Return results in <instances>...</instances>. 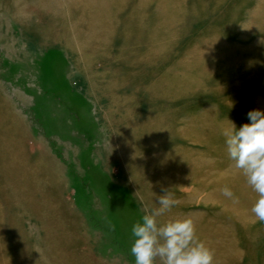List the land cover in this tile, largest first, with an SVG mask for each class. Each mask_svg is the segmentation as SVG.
<instances>
[{
    "label": "rangeland",
    "instance_id": "obj_1",
    "mask_svg": "<svg viewBox=\"0 0 264 264\" xmlns=\"http://www.w3.org/2000/svg\"><path fill=\"white\" fill-rule=\"evenodd\" d=\"M46 1L0 0V264H133L131 225L162 189L178 203L157 222L191 217L213 264H264L257 195L223 136L264 110V1L111 0L93 55L64 43L90 25L84 2Z\"/></svg>",
    "mask_w": 264,
    "mask_h": 264
},
{
    "label": "clouds",
    "instance_id": "obj_2",
    "mask_svg": "<svg viewBox=\"0 0 264 264\" xmlns=\"http://www.w3.org/2000/svg\"><path fill=\"white\" fill-rule=\"evenodd\" d=\"M248 122L223 131L225 150L232 167L239 169L246 183L257 193L251 212L264 222V110L247 112ZM158 195L159 207L147 209L131 225L129 254L133 264H213L212 250L196 235L191 217L170 218L163 223L157 217L178 203L168 189ZM223 196L235 200L231 187L220 188Z\"/></svg>",
    "mask_w": 264,
    "mask_h": 264
},
{
    "label": "bare ground",
    "instance_id": "obj_3",
    "mask_svg": "<svg viewBox=\"0 0 264 264\" xmlns=\"http://www.w3.org/2000/svg\"><path fill=\"white\" fill-rule=\"evenodd\" d=\"M35 1H37V0H35ZM42 1H45V0H40V2H42ZM60 1V0H59ZM66 1V0H65ZM67 1H69V2H76L77 3V1H82V3L84 2V4H85V8H86V10H87V12H89L90 13V15L92 16V19H91V17H90V19H88V20H90L89 22H90V25L88 26V28H87V31L86 32H82L81 30L80 31H77L76 32V30L77 29H75V27H74V29L75 30H73V31H69V30H67L65 33H66V36H65V38H64V43H65V45L68 47V48H70V49H73V50H78V51H85L86 49L89 51V53H90V55H93V54H95L96 52H98V51H100V50H104V48L106 47V46H108L107 44L108 43H106V41H105V39H104V42H103V39H102V43H99V41L97 40V39H100L101 38V34H103L104 32H106L107 30H106V26L108 25L107 24V22H106V26L104 25V27L103 26H101V22L99 21V19H100V17H105V16H109V13L107 12V11H109V5H110V1L111 0H67ZM120 1V0H119ZM142 1V0H141ZM264 1V0H263ZM46 2H48V4H50V5H52L53 7H56L57 6V2H58V0H48V1H46ZM112 2V1H111ZM123 2H125V1H123ZM138 2V1H137ZM161 2H162V0H161ZM160 2V3H161ZM166 2V1H165ZM173 2H174V0H173ZM260 2H262V1H260ZM38 3V2H37ZM36 3V4H37ZM61 3V2H60ZM75 3V4H76ZM135 3V2H134ZM134 3H132V4H134ZM140 3H142V5H143V2H140ZM149 3V2H148ZM264 3V2H263ZM127 4V3H126ZM162 4V3H161ZM164 4V3H163ZM171 4V3H170ZM42 5V4H41ZM47 5V4H46ZM76 5H78V4H76ZM83 5V4H82ZM160 5V4H159ZM159 5H157V6H159ZM166 5V7H167V5H168V3L167 4H165ZM172 5V4H171ZM38 6H40V5H38ZM45 6V5H44ZM43 6V7H44ZM58 6H61L60 4L58 5ZM80 6V5H79ZM134 6V5H133ZM138 6H140V5H138ZM138 6H136V7H138ZM148 6V5H147ZM24 7V6H23ZM144 7V6H143ZM176 7V6H175ZM27 8V7H26ZM39 8V7H38ZM50 8V7H49ZM123 7H121V9H122ZM154 8V7H153ZM39 9H42V8H39ZM134 9V8H133ZM166 9V8H165ZM176 9V8H175ZM18 10V13H20V10L21 9H17ZM23 10V9H22ZM46 10V9H45ZM49 10V9H48ZM80 10V9H79ZM136 10V9H135ZM145 10V9H144ZM161 10V9H160ZM159 10V11H160ZM168 10V9H167ZM179 10V9H178ZM178 10H176L177 12H178ZM16 11V10H15ZM28 11H30V10H28ZM57 11L59 12L60 10H58L57 9ZM57 11H54V12H57ZM78 11V10H77ZM111 11V10H110ZM157 11H158V9H157ZM161 11H164V10H161ZM172 11H174V10H172ZM257 11V10H256ZM46 12H47V10H46ZM57 12V13H58ZM73 12V11H72ZM76 12V11H75ZM85 12V11H84ZM120 12V11H119ZM130 12H131V9H130ZM133 12V11H132ZM149 12H150V10H149ZM17 13V14H18ZM56 13V14H57ZM62 13V12H61ZM77 13V12H76ZM112 13V12H111ZM122 13V12H121ZM153 13V12H152ZM159 14H160V12H158ZM158 13H156V14H158ZM162 13V12H161ZM27 13H25V15H26ZM66 14V13H65ZM80 14H82V12L80 13ZM117 14V13H116ZM123 14V13H122ZM144 14V13H143ZM154 14V13H153ZM159 14H158V16H159ZM176 14V13H175ZM55 15V14H54ZM59 15V14H58ZM70 15V14H69ZM129 15H131L130 13L127 15L128 17H129ZM173 15V14H172ZM179 15V14H178ZM20 16V15H19ZM22 16V15H21ZM77 16V15H76ZM79 16V15H78ZM77 16V17H78ZM119 16V15H118ZM150 16V15H149ZM166 16V15H165ZM23 17V16H22ZM21 17V18H22ZM52 17V16H51ZM54 17V16H53ZM66 17V16H65ZM75 17V16H74ZM81 17H84V15L83 16H81ZM128 17H126V18H128ZM179 17V16H178ZM20 18V19H21ZM89 18V17H88ZM116 18H118V17H116ZM122 18V17H121ZM142 18V17H141ZM168 18V17H167ZM173 18V17H172ZM171 18V19H172ZM177 18V17H176ZM19 19V20H20ZM24 19V18H23ZM83 19V18H82ZM108 19V18H107ZM107 19L105 18V20L107 21ZM129 19V18H128ZM127 19V20H128ZM153 19V18H152ZM26 20V19H25ZM77 20V19H76ZM80 20V19H79ZM79 20H77V21H79ZM136 20H137V18H136ZM140 20V19H139ZM170 20V19H169ZM174 20V19H173ZM178 20V19H177ZM21 21V20H20ZM36 21V20H35ZM57 21V20H56ZM67 21H69V20H67ZM74 21H75V19H74ZM74 21H72V22H74ZM102 21V20H101ZM120 21V20H119ZM135 21V20H134ZM151 21V20H150ZM167 21V20H166ZM165 21V22H166ZM171 21V20H170ZM22 22V21H21ZM70 22H71V19H70ZM128 22V21H127ZM132 22V21H131ZM167 22H169V21H167ZM56 23V22H55ZM74 23H76V22H74ZM111 23V22H110ZM170 23V22H169ZM81 24V23H80ZM86 24V23H85ZM117 24V23H116ZM133 24V23H132ZM142 24V23H141ZM157 24V23H156ZM162 24H163V21H162ZM162 24H160V25H162ZM173 24V23H172ZM59 25V24H58ZM58 25H57V28H58ZM72 25V24H71ZM110 25V24H109ZM112 25V24H111ZM119 25V24H118ZM124 25H125V23H124ZM138 25V24H137ZM43 26V25H42ZM69 26V25H68ZM76 26H78V25H76ZM155 26V25H154ZM171 26V25H170ZM70 27H73V26H70ZM70 27H68V28H70ZM117 27V26H116ZM140 27V26H139ZM82 28V27H81ZM112 28H114V30L115 29H117V28H115V27H113L112 26ZM173 28V27H172ZM171 28V29H172ZM165 29V28H164ZM170 29V28H169ZM170 29V30H171ZM31 30V32H33L32 31V29H30ZM83 30V29H82ZM112 31H114L113 29H111ZM118 30H119V27H118ZM121 30V29H120ZM116 32H118V31H116ZM121 33V32H120ZM123 33V32H122ZM149 33H151V32H149ZM106 34H108V32L106 33ZM106 34H105V36H106ZM112 34H113V32H112ZM169 34H171L170 32H169ZM31 35H33V34H31ZM149 34H147V36H148ZM166 35H168L167 33H166ZM125 36V35H124ZM153 36V35H152ZM164 36V35H163ZM162 36V37H163ZM169 36V35H168ZM33 37H34V35H33ZM100 37V38H99ZM107 37V36H106ZM149 37H150V35H149ZM109 38V37H108ZM152 38V37H151ZM156 38V37H155ZM159 38V37H158ZM166 38H167V36H166ZM47 39V38H46ZM47 40H49L51 43L52 42H56V41H58L59 40V38L57 39V35H54V36H52V37H49ZM116 40V39H115ZM154 40V39H153ZM157 40V39H156ZM107 42H108V40H107ZM113 42V41H112ZM106 43V44H105ZM106 45V46H104V45ZM136 45H137V43H136ZM115 47V46H114ZM147 48V47H146ZM143 49V48H142ZM148 49V48H147ZM144 51V50H143ZM155 51H156V49L155 48H153V46H152V48H151V50H149V52L148 53H146V56H148V55H153L154 53H155ZM107 52V51H106ZM84 54V53H83ZM136 56H134L133 58L134 59H137L138 57H136ZM84 58H85V56H83V60H84ZM87 60H89V59H85V61H87ZM129 63H131V62H129ZM132 65V64H131ZM4 121V120H3ZM19 121V120H18ZM19 123V122H18ZM15 130H18L17 129V127H15ZM125 141V140H124ZM125 144H127V147L125 148V150L123 149L124 147H122V145H125ZM118 147H119V151H121L120 153H119V151H118V154H119V158H120V156H121V158H123V157H126L128 154H130V145H129V143H128V141H127V143H124L123 142V139H121L120 141H119V143H118ZM121 148V149H120ZM123 150V151H122ZM40 152H43V150L42 149H40L39 150ZM18 155V154H17ZM190 162H191V160H190ZM202 163V162H201ZM188 165V164H187ZM33 166H34V168H32V172L33 171H40L41 172V170L43 169V170H46L47 172H48V176H49V180H54V176H55V170L57 169V167H56V165L51 161V160H49L48 159V161L46 162H44L43 160H41V159H38L34 164H33ZM187 167V166H186ZM202 168H204V167H202ZM184 170V169H183ZM207 170V169H206ZM174 171V170H173ZM208 171H211V170H208ZM198 172V171H197ZM203 172V171H202ZM176 173V172H175ZM174 173V174H175ZM193 174V173H192ZM204 174H206L205 172H204ZM176 175H177V173H176ZM203 175V174H202ZM191 176V175H190ZM189 176V177H190ZM196 176V175H195ZM199 176V175H198ZM207 176H209V175H207ZM188 177V178H189ZM197 177V176H196ZM200 177V176H199ZM205 177V176H204ZM217 177V176H216ZM1 178V177H0ZM52 178V179H51ZM177 178V177H176ZM192 178H193V176H192ZM2 179V178H1ZM0 179V180H1ZM29 179V178H28ZM182 180V179H181ZM193 180H194V178H193ZM216 180V179H215ZM221 180V179H220ZM190 182V181H189ZM204 182V181H203ZM217 182V181H216ZM41 183V182H40ZM202 183V182H201ZM193 184V183H192ZM212 184H213V182H212ZM40 185V184H39ZM208 186V185H207ZM214 186H215V184H214ZM215 187H217L216 188V190L215 191H213V193L211 192L210 194H209V196L211 197V196H213V195H216V193L217 192H219L220 191V188L218 189V186H215ZM47 188V187H46ZM198 190V189H197ZM210 190V189H209ZM252 192V191H251ZM52 194V193H51ZM195 194V193H194ZM218 194V193H217ZM252 194H254V196L255 195H257V193H255V192H252ZM255 199H256V197H255ZM244 214V215H243ZM242 214V216H245V214H246V216L248 215L249 216V213L247 214V212L245 213H243ZM59 228V227H58ZM223 246V245H222ZM228 247V246H227ZM231 249H232V247H231ZM220 252V251H219ZM224 252V251H223ZM230 251H228V252H224V255H225V258L227 259L228 257H229V254H231V253H229ZM232 252H234L233 250H232ZM222 254V253H221Z\"/></svg>",
    "mask_w": 264,
    "mask_h": 264
}]
</instances>
